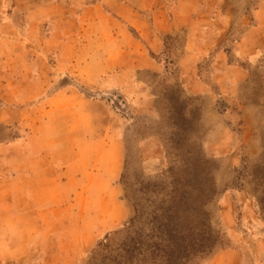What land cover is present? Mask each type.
I'll list each match as a JSON object with an SVG mask.
<instances>
[{"label": "rangeland", "instance_id": "obj_1", "mask_svg": "<svg viewBox=\"0 0 264 264\" xmlns=\"http://www.w3.org/2000/svg\"><path fill=\"white\" fill-rule=\"evenodd\" d=\"M56 197L74 264H264V0H0L1 262Z\"/></svg>", "mask_w": 264, "mask_h": 264}, {"label": "crops", "instance_id": "obj_2", "mask_svg": "<svg viewBox=\"0 0 264 264\" xmlns=\"http://www.w3.org/2000/svg\"><path fill=\"white\" fill-rule=\"evenodd\" d=\"M43 185V184H41ZM18 185H14V188L12 187V189H18ZM25 187H30L31 189L34 188L33 184H32V179L28 182V184ZM36 188V187H35ZM53 202H47L48 206L50 205V207L54 210L52 212H45L44 214H41L42 218L41 220H43V224L44 223H48L45 228H49L50 226H52V228L47 229V231L43 232V236L44 238H46V240L44 241V245L43 248L46 247V250L44 249V258L42 261V264H74L75 260H74V254L79 253L80 251V247L78 245L77 242V235H75V230H73V234L71 236V238L66 237L65 232L62 229H59L58 227V223L61 219H59V213H55L57 206L59 204V199L58 197L53 198L52 200ZM32 204L37 205L36 201L33 200L31 201ZM44 203V202H43ZM47 213V214H46ZM28 216L26 218L27 221L34 222V221H38L40 218H38V216L34 213H29L27 214ZM129 216V210L127 212V210H124V216L122 217V220L126 219V217ZM3 217L5 220L8 219L9 221H16V220H20L22 218V216H18L17 214H9V216ZM0 217V221L3 219ZM25 218V219H26ZM124 218V219H123ZM30 225V224H29ZM28 226V225H27ZM1 227V226H0ZM9 229V228H8ZM6 231V230H5ZM4 231V235L8 234L9 231H13V230H8L5 232ZM2 234L1 228H0V236ZM79 234V233H77ZM67 244V245H65ZM67 254V255H66ZM5 262H9L10 260H7ZM5 262H1L0 260V264H4Z\"/></svg>", "mask_w": 264, "mask_h": 264}, {"label": "trees", "instance_id": "obj_3", "mask_svg": "<svg viewBox=\"0 0 264 264\" xmlns=\"http://www.w3.org/2000/svg\"><path fill=\"white\" fill-rule=\"evenodd\" d=\"M187 258V256H186ZM184 256H180V254L176 255V256H173V255H170L168 260H167V263L168 264H183L184 262H182V260H184ZM189 257L187 258V261H188Z\"/></svg>", "mask_w": 264, "mask_h": 264}]
</instances>
